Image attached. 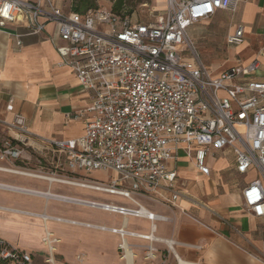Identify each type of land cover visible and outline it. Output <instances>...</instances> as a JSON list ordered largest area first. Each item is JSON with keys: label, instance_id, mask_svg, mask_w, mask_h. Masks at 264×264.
I'll list each match as a JSON object with an SVG mask.
<instances>
[{"label": "built area", "instance_id": "obj_1", "mask_svg": "<svg viewBox=\"0 0 264 264\" xmlns=\"http://www.w3.org/2000/svg\"><path fill=\"white\" fill-rule=\"evenodd\" d=\"M166 1L165 12L144 21L101 8L75 13L56 0H0V27L23 26L30 34H41L49 24L56 26L58 39L51 38V42L59 52L60 65L71 69L82 89L93 95L90 107L74 115L85 119L81 137L64 141L36 138L23 116L17 115L0 134V160H22L27 149L51 152L58 160L55 171L51 176H37L131 202L125 207L55 196L79 207L151 222V233L140 234L124 227L111 229L52 218L118 234L120 264H129V250L135 248L143 249L145 263L156 264L159 243L167 247L166 253L177 264H208L183 260L177 241L157 237L156 223L170 219L135 199L136 195L156 196L177 206L182 194L176 185L177 164L182 156L189 158L200 174L210 176L209 157L218 152L233 153L239 174L257 175L243 188L242 199L246 213L260 220L264 229V80L253 78L260 62L238 63L215 76L200 60L188 31L218 11L236 12L241 3L254 0ZM244 35L245 29L238 26L227 44L241 46ZM63 168L74 175L112 171L117 177L109 183H81L69 176L59 177L58 169ZM0 187L44 195L5 184ZM130 238L147 243L135 245ZM42 242L45 263L57 264L60 239L46 230ZM186 247L203 250L199 245ZM134 256L132 263L137 264ZM260 260L264 262V246ZM4 263L36 264L32 253L0 239V264Z\"/></svg>", "mask_w": 264, "mask_h": 264}, {"label": "crops", "instance_id": "obj_2", "mask_svg": "<svg viewBox=\"0 0 264 264\" xmlns=\"http://www.w3.org/2000/svg\"><path fill=\"white\" fill-rule=\"evenodd\" d=\"M56 2L60 6L61 0ZM216 17L227 23V38L238 26H243L244 43L233 49L240 58L234 65L239 63L247 66L258 60L261 68L253 78L263 81L264 0L245 1L236 12L218 11L211 19ZM51 38L58 39L54 24H49L41 34H30L23 26L0 27V134L5 132L6 124L13 122L17 115L23 116L30 132L39 139L73 140L85 133V119L74 118V115L90 107L93 95L82 89L71 69L60 65V55ZM226 70L211 71L216 76ZM33 158L38 165L32 168ZM234 160L235 155L230 152H218L210 156L208 163L212 172L210 176H203L193 167L189 158L182 156L178 163L184 164L186 168H177L176 185L182 191L177 206L173 207L156 196H135L151 212L170 219L168 222L156 223L155 235L177 241L180 244L177 250L187 262L264 264L260 260L264 246L262 222L246 213L242 199L243 188L254 178L244 182L241 176L247 174L238 173L234 168ZM56 162L58 160L51 152H28L22 160H0V184L44 193L36 196L0 188V239L21 250L39 253L38 256L33 254L34 260L36 264H42L43 257L40 255L46 256L42 239L48 230L60 239L56 256L61 253L62 261H56L57 264H120L118 234L61 223L52 218L111 229L124 227L140 234L151 233V222L134 217L125 219L119 214L101 210L109 214L107 222L94 223L87 219L84 215L89 208L62 202L55 196L97 200L125 207L131 206V202L37 176H51L52 171L48 170L47 165L56 169ZM58 170L65 171V174L58 172L59 177L69 176L89 184L109 183L117 177L112 171L105 172L107 177L102 180L94 178L93 174L74 175L64 168ZM166 195L169 196L168 193ZM143 200L154 204L148 206ZM130 242L140 246L147 243L134 238H130ZM190 244L202 246L203 250L195 251L186 247ZM157 247L160 254L156 264H177L172 255L166 253L164 244L159 243ZM82 253L85 254L84 261L79 262L76 256ZM134 253L135 263L147 264L143 260V249L135 248Z\"/></svg>", "mask_w": 264, "mask_h": 264}, {"label": "rangeland", "instance_id": "obj_3", "mask_svg": "<svg viewBox=\"0 0 264 264\" xmlns=\"http://www.w3.org/2000/svg\"><path fill=\"white\" fill-rule=\"evenodd\" d=\"M95 2L98 5V8L104 9V10H112L114 2L112 0H95ZM125 6L122 11L123 13H126L127 11H132V17L139 18L140 20H150L153 17L165 12L167 4L166 0H124ZM60 6L64 7L66 10H68L72 5H76L75 0H61ZM191 39L194 43V46L196 47V50L198 52L199 58L201 61L205 63V65L210 68L211 70L215 72H221L223 70H226L232 65L236 64L238 60L240 59L238 56L235 55L233 49L234 46H229L227 44V35L229 33V27L227 23L216 17L215 19L210 20H203L200 21V23L195 24L191 26ZM192 58V57H190ZM26 152H36L31 149H27ZM37 164V161L33 158L31 161L30 167H35ZM38 165V164H37ZM47 165V164H46ZM49 171H55L50 165H47ZM51 167V168H49ZM178 169H185L186 166L184 164L178 163L177 164ZM52 169V170H50ZM59 173L65 174V171L58 170ZM52 173V172H51ZM94 178H100V179H106L107 175L104 171H99L96 174L93 173L92 175ZM257 175L254 173H250L245 175H242L241 178L244 182H248L250 178H254ZM77 192H82L79 189H73ZM85 193V192H84ZM146 205L154 204L151 201L143 200ZM151 207V206H150ZM87 219L93 221L94 223H103L108 221L109 214L101 212L99 210H89L86 209L85 215ZM46 252V248L44 249V253ZM35 256H38L39 253H32ZM46 255V254H45ZM43 257L41 260L42 264L45 263V256L40 255ZM85 254H78L76 256L77 261L82 262L84 261ZM41 258V257H40ZM81 259V260H80ZM56 261L61 262L62 256L61 253H59L58 256H56ZM66 264H72V262H68Z\"/></svg>", "mask_w": 264, "mask_h": 264}, {"label": "trees", "instance_id": "obj_4", "mask_svg": "<svg viewBox=\"0 0 264 264\" xmlns=\"http://www.w3.org/2000/svg\"><path fill=\"white\" fill-rule=\"evenodd\" d=\"M114 2L113 9L111 10L114 14L119 16H132V11H127L126 13L122 14V11L125 6L124 0H112ZM76 5H72L71 9L73 12H79V13H86L89 10L92 9H99L97 3L95 0H75ZM9 264V263H4Z\"/></svg>", "mask_w": 264, "mask_h": 264}, {"label": "bare ground", "instance_id": "obj_5", "mask_svg": "<svg viewBox=\"0 0 264 264\" xmlns=\"http://www.w3.org/2000/svg\"><path fill=\"white\" fill-rule=\"evenodd\" d=\"M51 181H55V180L54 179H51ZM56 182H59V181H56ZM0 188H2V187H0ZM2 189H6V188H2ZM133 257H135L134 256V251H130L129 250V253H128V256H127V263L133 264L132 263L133 262V260H132Z\"/></svg>", "mask_w": 264, "mask_h": 264}]
</instances>
